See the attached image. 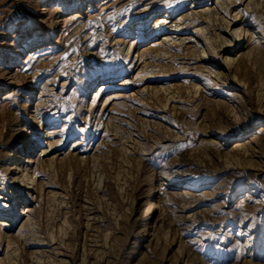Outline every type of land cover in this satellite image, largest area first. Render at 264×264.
I'll list each match as a JSON object with an SVG mask.
<instances>
[{"label": "rangeland", "instance_id": "rangeland-1", "mask_svg": "<svg viewBox=\"0 0 264 264\" xmlns=\"http://www.w3.org/2000/svg\"><path fill=\"white\" fill-rule=\"evenodd\" d=\"M0 264H264V0H0Z\"/></svg>", "mask_w": 264, "mask_h": 264}, {"label": "bare ground", "instance_id": "bare-ground-1", "mask_svg": "<svg viewBox=\"0 0 264 264\" xmlns=\"http://www.w3.org/2000/svg\"><path fill=\"white\" fill-rule=\"evenodd\" d=\"M253 5H254V4H253ZM45 11H46V10H45ZM237 16H238V15H237ZM237 16H236V17H237ZM237 18H238V17H237ZM181 24H182V23H181ZM183 24H185V23L183 22ZM202 28H203V27H202ZM213 28H214V27H213ZM235 31H236V30H235ZM225 44L230 45L229 42H225V41H224V43L221 44V46H224ZM227 45H226V46H227ZM234 47H237V45H235ZM238 47H239V46H238ZM227 57H228V56H227ZM227 57H226V58H227ZM233 59L235 60V58H233ZM230 65H231V64H230V61H229V62H228V67H229ZM23 151H24V152H25V151L28 152V150H27V146H25L24 149L22 148V149L19 151L18 154H15V155H14V157L19 158V156H21V153H22ZM28 153H29V152H28ZM28 160H29V159H27L26 161H28ZM15 162H17L16 159L13 161V163H15ZM26 165H27V164H26ZM17 167H20V164H18ZM26 168H27V166H26ZM21 171L23 172V169H22ZM22 174H23V173H22ZM25 175H27V173H26ZM16 177H18V176H16ZM29 178H30V179H33V176L30 175ZM26 188H31V189L34 190V192L37 191L35 185H29V184H28V185L26 186ZM27 191L29 192L30 190H27ZM37 192H38V191H37Z\"/></svg>", "mask_w": 264, "mask_h": 264}]
</instances>
